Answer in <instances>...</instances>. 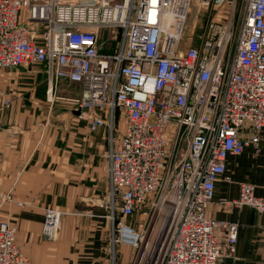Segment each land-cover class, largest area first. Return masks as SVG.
Here are the masks:
<instances>
[{
  "label": "built area",
  "instance_id": "built-area-1",
  "mask_svg": "<svg viewBox=\"0 0 264 264\" xmlns=\"http://www.w3.org/2000/svg\"><path fill=\"white\" fill-rule=\"evenodd\" d=\"M192 3L205 21L183 48ZM237 3L0 0V71L42 67L47 102L79 109L92 131L112 135L116 113L125 121L109 138L110 248L131 247V264H218L234 255L239 225L207 210L227 157L264 131V0H242L235 24ZM165 13L179 29H164ZM59 80L79 85V96L56 97ZM0 103L11 106L1 87ZM253 190L241 183L237 199L220 205L264 215ZM134 215L148 217L140 232L121 222ZM61 216L45 211V240L56 238ZM15 235L0 223V264H32Z\"/></svg>",
  "mask_w": 264,
  "mask_h": 264
},
{
  "label": "crops",
  "instance_id": "crops-1",
  "mask_svg": "<svg viewBox=\"0 0 264 264\" xmlns=\"http://www.w3.org/2000/svg\"><path fill=\"white\" fill-rule=\"evenodd\" d=\"M0 87L11 99L7 110L0 103V223L15 227L20 252L32 264H126L125 254L115 249L117 260L110 248L108 171L109 138L120 137L125 121L116 113L111 135L107 127L90 130L72 108L52 106L42 67L0 71ZM56 89V97L80 94L79 85L64 80ZM259 136L257 145L227 157L215 183L208 217L239 225L234 255L218 264H264V215L220 205L237 199L241 183L264 197V131ZM49 209L63 213L52 241L41 233Z\"/></svg>",
  "mask_w": 264,
  "mask_h": 264
},
{
  "label": "rangeland",
  "instance_id": "rangeland-1",
  "mask_svg": "<svg viewBox=\"0 0 264 264\" xmlns=\"http://www.w3.org/2000/svg\"><path fill=\"white\" fill-rule=\"evenodd\" d=\"M63 2H70L72 0H62ZM237 8H236V14L234 16V23H237V17H238V12L239 10L241 11L242 8V0H237ZM221 15V14H220ZM217 19V18H216ZM224 19V18H222ZM217 20H221V19H217ZM225 20H228V16L226 17ZM205 21V16L203 14H201L199 11H197L196 5L195 3H192L189 9V12L187 14L186 20H185V27L183 30V34L181 37V44L182 47L184 48L186 46V44L189 42V40H194L195 41V36L198 35L202 28H203V24ZM24 89H28V86H23ZM47 88V87H46ZM57 93V89L54 90V95H56ZM28 94V92H26V90H24V92L22 91V97H26ZM54 104L52 106H55L58 103H61V105L63 104V106L65 105L67 107V109H70L71 107L64 101L60 100L57 102H53ZM66 103V104H64ZM57 106V105H56ZM144 211H146L147 213H149L150 211V206L147 205L144 209ZM118 218H121L117 212L115 213V219H117L116 221H118ZM123 221V222H122ZM121 222L130 226L132 229H134L135 231L140 232L142 229H145L148 225V217H142L139 215H134L132 217H128L125 219H121ZM44 228V225L42 224L41 226V233H42V229ZM115 249H117V251L122 252L123 254H125V259L126 264H131L133 257L135 256V251L128 246H123V245H116L114 248V256H116L117 260H120V257H118L117 253H115ZM112 250V249H111ZM110 250V252H111ZM116 260V263H117Z\"/></svg>",
  "mask_w": 264,
  "mask_h": 264
},
{
  "label": "bare ground",
  "instance_id": "bare-ground-1",
  "mask_svg": "<svg viewBox=\"0 0 264 264\" xmlns=\"http://www.w3.org/2000/svg\"><path fill=\"white\" fill-rule=\"evenodd\" d=\"M176 21L171 15L170 13H165L164 15V20H163V27L166 31H171L173 28L175 29H179L180 25H176V26H173L172 25V22ZM177 24V23H176ZM178 31L176 30L174 33L176 35ZM53 229H49V231H52Z\"/></svg>",
  "mask_w": 264,
  "mask_h": 264
},
{
  "label": "water",
  "instance_id": "water-1",
  "mask_svg": "<svg viewBox=\"0 0 264 264\" xmlns=\"http://www.w3.org/2000/svg\"><path fill=\"white\" fill-rule=\"evenodd\" d=\"M74 113H75L76 115H79V114H80V110L78 109L77 111H74Z\"/></svg>",
  "mask_w": 264,
  "mask_h": 264
},
{
  "label": "trees",
  "instance_id": "trees-1",
  "mask_svg": "<svg viewBox=\"0 0 264 264\" xmlns=\"http://www.w3.org/2000/svg\"><path fill=\"white\" fill-rule=\"evenodd\" d=\"M117 220V219H116Z\"/></svg>",
  "mask_w": 264,
  "mask_h": 264
}]
</instances>
